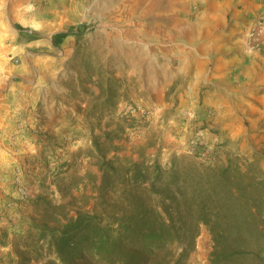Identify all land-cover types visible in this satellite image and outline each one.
Masks as SVG:
<instances>
[{
    "label": "rangeland",
    "instance_id": "rangeland-1",
    "mask_svg": "<svg viewBox=\"0 0 264 264\" xmlns=\"http://www.w3.org/2000/svg\"><path fill=\"white\" fill-rule=\"evenodd\" d=\"M20 1L0 4V39L9 42L0 59L19 69L13 78L23 97L13 101L0 130V264H60L49 230L94 208V198L84 206L73 197L97 194L104 159H139L146 152L167 166L174 155L197 154L202 162L227 164L230 158L245 163L257 152L264 167L262 133L232 139L211 113H188L179 80L160 94L142 84L149 80L147 50L165 43L164 35L154 36V0ZM206 1L217 4L215 23L234 9H245L250 22L264 14V0ZM69 25L78 33L63 47L43 37ZM38 38L40 45H26ZM211 248L203 226L195 262H209Z\"/></svg>",
    "mask_w": 264,
    "mask_h": 264
},
{
    "label": "trees",
    "instance_id": "trees-1",
    "mask_svg": "<svg viewBox=\"0 0 264 264\" xmlns=\"http://www.w3.org/2000/svg\"><path fill=\"white\" fill-rule=\"evenodd\" d=\"M73 30L54 34V43ZM145 155L99 163L97 194L73 197L84 206L94 198V208L48 229L60 264H186L203 226L212 240L210 264H264L261 154L227 164L174 155L167 166Z\"/></svg>",
    "mask_w": 264,
    "mask_h": 264
},
{
    "label": "crops",
    "instance_id": "crops-1",
    "mask_svg": "<svg viewBox=\"0 0 264 264\" xmlns=\"http://www.w3.org/2000/svg\"><path fill=\"white\" fill-rule=\"evenodd\" d=\"M13 2L21 3L20 0H0V4ZM152 4L156 14L153 19L159 24L154 36L164 35L165 43L164 47L155 45V49L149 47L147 50L150 53L147 57L149 80L142 84L149 85L152 94H160L179 80L181 98L187 101L188 113L196 110L202 117L211 113L212 123L232 139H249L256 133L264 135V34L256 35L253 27L261 16L250 22L245 9H234L230 17L222 16L215 23V2L154 0ZM194 13L196 18L192 19ZM38 27L34 30L42 33ZM75 28L57 44L54 34L67 31V28L53 30L48 35L44 33L43 37L52 47H63L76 37ZM20 30L33 31L25 27ZM15 34L18 39L20 31ZM43 41L38 38L24 43L38 46ZM8 44L6 36H2L0 51H6ZM158 52H164L163 62ZM18 70L1 57L0 130L7 127L4 125L12 115L13 101L23 99L19 92L21 82L13 78L14 71ZM187 264H197L193 255Z\"/></svg>",
    "mask_w": 264,
    "mask_h": 264
},
{
    "label": "built area",
    "instance_id": "built-area-1",
    "mask_svg": "<svg viewBox=\"0 0 264 264\" xmlns=\"http://www.w3.org/2000/svg\"><path fill=\"white\" fill-rule=\"evenodd\" d=\"M254 33L258 36L264 34V14L260 17L256 25L254 26Z\"/></svg>",
    "mask_w": 264,
    "mask_h": 264
}]
</instances>
